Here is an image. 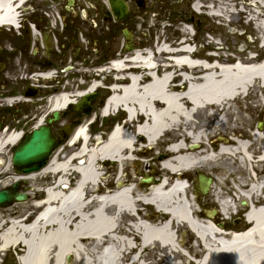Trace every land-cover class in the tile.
<instances>
[{
	"label": "bare ground",
	"instance_id": "bare-ground-1",
	"mask_svg": "<svg viewBox=\"0 0 264 264\" xmlns=\"http://www.w3.org/2000/svg\"><path fill=\"white\" fill-rule=\"evenodd\" d=\"M24 1L0 0V25H15L14 5ZM191 9L199 12L201 7L196 3ZM191 13L193 17L194 13ZM157 51L163 54L168 49L158 46ZM181 51L189 49L184 47ZM231 61L229 58L220 59L212 67H206L194 63L189 56L175 58L178 67L175 73L182 77L183 84H187L183 93H175L169 88V74L155 77L153 72L157 62L150 52L146 55L136 52L131 62L139 65L151 78H140L134 73L125 75L123 70L127 62L113 63L111 68L119 77L117 82L123 80L127 83L111 89L112 96L102 116L111 109L122 108L127 118L124 127H115L104 143L95 144L87 140L83 127L79 128L66 140L70 146L73 144L72 147L78 145L76 150L62 159L54 153L39 172L15 177L14 181L23 180L30 184L36 177H46L45 186L39 191L44 192V200L32 205L34 209H45L29 226H24L26 219L2 222L0 251L14 248L22 257L20 264H63L67 255L74 257L73 264H264V205L258 197L253 199L260 185L264 187V177L262 184L252 182L247 191L239 193L245 200H251L254 208H244L245 229L230 237H223L211 223L225 226L222 224L224 220H217L215 212L205 209L196 215L194 204L187 197V189L179 181H173L201 169L210 172L214 165H219L221 171H230L235 166L244 169L249 164L253 168L254 147L258 143L256 164L264 175L263 124L254 129L232 113L228 106L232 99L239 98L250 87L263 86L264 60L258 64L252 63V58L246 62L239 60L229 67L227 64ZM200 73L201 76L193 77ZM99 85L94 81L86 91L51 98L47 115L64 110ZM137 115L144 116V121L133 127L132 132L144 140L146 145L141 149H134V136L125 129ZM246 132H252L255 142L241 140ZM162 133L169 138L164 140L166 143L172 142L174 136L180 140L166 150L162 149L158 143ZM20 139L19 134L7 136L0 142V154L11 146L15 148ZM188 141L191 142L189 148L183 145ZM209 147L216 148V151L211 152ZM147 151H158V154L153 159L143 157L137 163V168L142 166V169H136L133 176L122 175L120 184L108 196L100 202L92 201L93 194L99 191L103 165L116 163L118 170L124 168L125 173L131 166L133 154ZM143 169H149V173L142 172ZM7 170L0 171V176L7 174ZM153 173L158 178L164 177L158 185L141 183L136 185L134 192L132 187L123 184L125 180L135 181L138 175L147 177ZM70 177L76 178L72 187L63 186ZM193 196L197 203L196 196ZM209 197L211 203L218 198L212 193ZM218 203L221 216L228 215L232 209L229 202L222 199ZM142 204L150 205L151 210L144 219L136 218L134 211L137 212ZM186 227L196 236L189 233L190 239H195L193 244H184L185 233L179 242L177 234ZM241 227L240 224L233 228ZM183 250H189L196 257L200 255V258L197 261L185 258Z\"/></svg>",
	"mask_w": 264,
	"mask_h": 264
},
{
	"label": "rangeland",
	"instance_id": "rangeland-1",
	"mask_svg": "<svg viewBox=\"0 0 264 264\" xmlns=\"http://www.w3.org/2000/svg\"><path fill=\"white\" fill-rule=\"evenodd\" d=\"M136 1L137 0H125V2L131 7V10L133 12L140 14V16L134 19L132 23L129 24V26L137 35H146L145 38H147L148 41L144 42V45H146L147 43V45L153 44V46H145L144 49L151 50V52L154 54V59L157 62V66L166 64L172 66L167 58L169 57V55H166L165 53H154V48L162 46V43H164V45L166 46L170 45V49H183L184 47L188 49V46L191 48L195 46L196 52L192 57H194L195 55H197L198 57H205L206 54H204V52L207 50L210 52L209 57H215L218 61L220 59L229 58L232 60L235 59L236 61L241 60L242 62H246V59H251L249 58V55H253L254 58H252V63H256L258 61L255 59L256 55L254 54V52L259 53L260 58L264 57V0H146L145 2L143 1V4L146 5L143 10H139L135 3ZM196 3H198L201 7V10L199 12H194L191 9V5ZM191 12L194 13L193 17H191ZM184 21L191 23L192 28L196 33V37L194 40L191 39L190 35L188 34L189 31H191V27L181 24V22ZM102 53L105 54L106 52L104 50H102V52H99L93 51L91 49H83L79 52L75 49L65 50L58 71L59 69L65 71L66 68H70L71 66V69H69L71 70V73L67 80L69 86H67L66 89H71V92L75 94L77 91L76 84H79L80 86V82H83L85 84L80 86L79 89L81 90L82 88H85V75L90 76L92 75V73L97 72V67H95V71H93V69L91 68L94 67H90V64L95 65L97 62L96 59L100 57V55H103ZM108 55H110V59L114 60L117 57L119 58V55L122 58H128L130 56H133L134 53L131 51L120 53L119 51H110L108 52ZM188 55L189 54L187 52L181 51H175L172 53V57L174 59L177 57ZM74 56L76 58H74ZM172 68L175 69L174 66ZM107 72L108 71H105L103 73L104 77H106V81L103 79L102 81L109 84L112 83L110 75H112L113 72L111 70L109 71V73ZM59 73L62 74L61 72ZM160 74L161 72H159V75ZM113 75H115V73ZM199 75H201V73L196 74L193 77ZM59 79L61 80V82L56 83V87L60 89L62 83L65 84V82L63 81V74ZM256 90L258 91L259 89H255L253 87H251L250 89V91L254 93L256 92ZM98 96L99 98H101L102 93L98 92ZM99 98L97 97L96 99H94L92 114L82 115V117L80 118L79 126H85L89 121H92L94 122V127L96 126L97 129L100 128L102 130H105V119L100 115V108H98ZM247 100L250 101V98H248ZM43 101V108L45 112L47 110L48 103L46 102L45 98H43ZM228 106H230V103H228ZM262 107L263 106H261L258 100L250 101V103L248 101L243 102L241 100H237L232 104L230 110L232 113H234L236 116L241 117L242 119H246L248 117L249 119H251V123L255 124L254 122L260 119L258 115L262 113ZM71 120H75V116L72 113V109L69 108V110L64 113L63 119L59 123L55 124L56 129H53L55 134L58 135L61 126L70 122ZM93 126H91V135L94 134V131H92L94 130ZM90 142H93L92 137L90 138ZM77 147L78 145L75 147L68 146V142L65 141L55 150L54 153L57 155L58 159H62L70 152L76 150ZM140 154L147 159H153L157 156L158 151H147ZM5 155H9L6 153V150L0 154V160L3 162L0 164V171L8 169V173L0 176V184L4 182L5 184H7L10 181H13L12 179L17 176L14 170L10 166H8V157L6 158V162L3 161ZM112 168L113 171L116 170L115 166ZM139 169H142V166H139L138 170ZM141 171H145V173H147L149 169H143ZM201 171L203 172L202 169L200 170V172ZM230 171H221L219 165H214L212 171L205 172L211 178H213L214 183L211 187V193L216 194L218 198L214 200L215 202L211 203L210 201H208L210 199L209 195L199 196V199L197 200L198 206L195 205V207H197L199 210H202V208L208 209L209 211L218 210V201L220 200V195L223 192L229 193L230 196L234 197L232 200L236 201L237 193L235 194L234 192V190L237 191V189L235 188V172ZM113 175L115 179L116 173L114 174L113 172ZM152 177L155 179L157 176L153 173ZM189 178L194 180L195 173H190ZM45 179L46 177H36V179L33 180L31 184H29V191L27 190L30 198L29 201L21 204H15L12 207H8L5 209L0 208V224L2 222H6V220L11 221L12 219L18 218L19 216L30 213L33 209L32 205L34 204V201L38 197H43L42 193H40L39 191H41V188L45 186L43 184V182H45ZM105 179H111V176L107 177L106 175ZM114 183L115 181H113V184ZM2 187L3 186L0 185V188ZM190 192H193L192 184L190 185ZM211 201L213 200L211 199ZM199 205L201 207H199ZM28 206H30L29 209H27ZM216 216L218 217L217 212ZM223 223L225 224L224 227L229 228L235 225H242V221L239 219L237 220V223H233L232 221L229 223L224 221ZM1 233L2 232L0 231V234ZM182 233H185L184 244L187 245L192 243V240H190L189 232L186 230L180 231L177 234L179 239ZM19 255L20 253L15 251L14 248H10L9 251H0V264H20L17 260V257H19ZM196 258H200V255ZM73 259L74 258L71 256L69 264H73Z\"/></svg>",
	"mask_w": 264,
	"mask_h": 264
},
{
	"label": "flooded vegetation",
	"instance_id": "flooded-vegetation-1",
	"mask_svg": "<svg viewBox=\"0 0 264 264\" xmlns=\"http://www.w3.org/2000/svg\"><path fill=\"white\" fill-rule=\"evenodd\" d=\"M143 1L146 0L135 2L139 10L146 7ZM126 5L127 15L120 20L114 18L108 0H25L14 5L15 25H0V142L15 132L22 138L44 124L47 113L44 112L43 98L58 91L56 83L61 81L58 68L65 50H104L106 53L96 59L99 63L95 61V65H102L101 63L110 60V51H136L151 45H144L148 41L146 35H137L129 26L140 14L133 12L127 3ZM49 69L55 70L50 80L51 88H48L46 77ZM97 97L99 98L98 92L95 99ZM262 108V113L258 115L260 119L255 124L248 117L244 119L256 130L261 124L264 126V106ZM71 122L74 120L68 123ZM116 122H122L120 115ZM106 123L110 131L113 118L109 117ZM52 129H56L55 124ZM241 140L255 142L247 132ZM259 147V143L254 147L251 163L253 168L249 164L244 169H237L235 166L230 171L235 172L237 195L247 191V186L251 183L250 174L257 175L260 183L263 182L264 175L256 164ZM13 148L11 146L6 149L9 155L2 157L5 162L8 157L12 169ZM137 156L140 157L141 154L135 157ZM0 163L3 162L0 160ZM136 169L137 163L132 161L125 173L124 168H121L120 173L133 176ZM113 172L111 167L109 176L112 177ZM126 181L136 183L139 175L135 181ZM260 186L264 188L263 184ZM262 202L264 204V200ZM237 205L244 210L248 205L247 200L238 199Z\"/></svg>",
	"mask_w": 264,
	"mask_h": 264
},
{
	"label": "water",
	"instance_id": "water-1",
	"mask_svg": "<svg viewBox=\"0 0 264 264\" xmlns=\"http://www.w3.org/2000/svg\"><path fill=\"white\" fill-rule=\"evenodd\" d=\"M109 5L113 15L120 19L126 14L125 5L119 0H109ZM93 95H85L75 104V110L87 114L90 112V100ZM59 114L54 112L47 120V126H42L34 129L30 134L26 135L21 143L15 148L13 152L12 163L18 172L28 174L40 170L47 162L54 146L56 139L51 131V124L59 120ZM72 126L64 127L60 135L62 138H67L71 132ZM211 179H205L202 175L197 178V189L201 194L207 192L208 185ZM26 181L11 184L8 188L0 190V208L5 209L15 203H22L28 200V196L24 193L27 189L21 188ZM22 190V191H21ZM67 264L70 263L71 258L67 257Z\"/></svg>",
	"mask_w": 264,
	"mask_h": 264
}]
</instances>
